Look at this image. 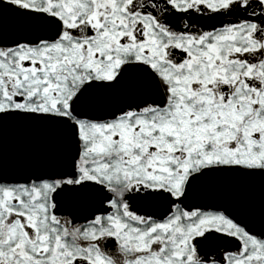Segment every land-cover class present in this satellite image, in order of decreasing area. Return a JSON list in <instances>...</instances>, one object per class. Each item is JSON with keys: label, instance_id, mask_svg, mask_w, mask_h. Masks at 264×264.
Masks as SVG:
<instances>
[{"label": "snow or ice", "instance_id": "1", "mask_svg": "<svg viewBox=\"0 0 264 264\" xmlns=\"http://www.w3.org/2000/svg\"><path fill=\"white\" fill-rule=\"evenodd\" d=\"M0 264H264V0H0Z\"/></svg>", "mask_w": 264, "mask_h": 264}, {"label": "flooded vegetation", "instance_id": "2", "mask_svg": "<svg viewBox=\"0 0 264 264\" xmlns=\"http://www.w3.org/2000/svg\"><path fill=\"white\" fill-rule=\"evenodd\" d=\"M33 135L38 136L39 133H31L26 129L10 125L5 131V144H6V157L9 161L17 154L18 142L25 136ZM34 162L36 163H46L49 162L48 158L44 155H38L35 157ZM232 191V189L221 186L213 189L206 190V194L216 195L223 194ZM245 196L241 201V209L245 211H253L259 216L260 211V201H261V186L259 182L246 186L243 189Z\"/></svg>", "mask_w": 264, "mask_h": 264}]
</instances>
